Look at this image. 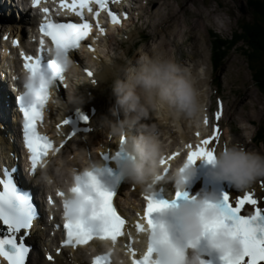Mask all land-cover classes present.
I'll return each instance as SVG.
<instances>
[{
  "label": "snow or ice",
  "instance_id": "snow-or-ice-1",
  "mask_svg": "<svg viewBox=\"0 0 264 264\" xmlns=\"http://www.w3.org/2000/svg\"><path fill=\"white\" fill-rule=\"evenodd\" d=\"M39 3L40 0H32L34 7ZM92 4L96 5L95 10L91 7ZM60 6L79 17V22H56L47 15V8H41L45 17L39 26L41 39L36 55H25L21 52L27 79L23 84L24 91L15 97V101L22 116L20 130L23 146L29 154V175H35L38 168L42 170L46 162L50 163L47 159L49 151L55 155L73 135L69 131L57 146L37 130L38 122L43 119L50 87L54 84L62 86L64 81V68L48 55L44 38L51 42L53 50L69 57L73 51L79 49L81 42L92 31V25L84 18V10L90 12L93 19H96L99 11H107L112 23H121L118 16L108 10V0H71L70 3L60 0ZM96 28L103 34L104 30L99 23ZM12 43L16 45L17 41L13 40ZM85 46L92 50L90 45ZM84 71L92 83H95L93 72L88 69ZM221 117V110H217L214 113L217 123L213 124L211 135L200 139L195 146L184 145L187 149L184 159L186 163L192 164L199 159L213 162L216 152L213 145L220 138L218 122ZM81 119L86 121L87 118L82 116ZM204 123H208L207 117ZM67 124L68 121L62 119L56 127L59 129L61 125ZM196 135L199 136V133ZM120 154V149L114 153L115 156ZM107 155V152L101 154L105 158ZM178 155L179 153L172 152L167 158L161 159L164 174L169 168L166 165ZM16 173L15 167H0V229H3L0 231V258L7 264H28L31 249L26 238L39 213L35 197L24 190ZM98 173L97 170L84 171L75 176L74 184L67 193L57 190L56 195L61 197L64 238L61 247L55 250L56 254L59 255L63 247L76 249L97 243L102 246L105 242L116 246L121 239H126L124 250L130 264H169L161 255L158 227L150 219L151 213L169 207L168 202L154 199L149 192L143 194V213L137 214L139 219L134 224V229L136 233L143 235L144 246L142 250H137L133 246L132 234L126 231V220L114 204L117 190L105 187L98 178ZM261 187L264 188V184ZM176 195L180 196L181 193L177 192ZM261 201H264V197L256 198L253 193L245 191L242 195L235 196L225 193L221 203L212 205L218 209V215L206 222L205 231L214 235L217 230L224 229L239 244L237 253L221 254L223 264H264V204ZM48 203H53L51 197L48 198ZM46 259L54 264L53 255L46 254ZM89 264H114L112 253L101 251L91 257Z\"/></svg>",
  "mask_w": 264,
  "mask_h": 264
},
{
  "label": "clouds",
  "instance_id": "clouds-1",
  "mask_svg": "<svg viewBox=\"0 0 264 264\" xmlns=\"http://www.w3.org/2000/svg\"><path fill=\"white\" fill-rule=\"evenodd\" d=\"M48 55L55 58L64 68V73L72 75L75 67L69 57L62 52L47 46ZM108 71L104 78L110 81L111 93L115 98L114 104L108 109L111 117H104L103 127L114 136L122 153L119 167L123 178L142 186L151 193L152 185L164 176V168L160 161L165 157L164 145L156 123H145L150 118L161 119L171 117L174 121L185 120L191 125L198 126L204 110L200 80L203 69L193 70L176 62L167 54L142 55L134 64L113 63L106 61ZM25 79H27V74ZM83 97L69 94L67 103L80 105ZM242 130L244 122H238ZM123 137V143H121ZM89 153L81 150L78 158L86 165L77 171L70 163L71 157L55 161V172L65 179L70 186L74 184L77 174L84 171H99L101 163L98 160L86 159ZM42 169V179L47 180L46 166ZM212 165V176L217 181L228 182L235 189H247L257 178L264 177V155L246 150L239 144L226 142L225 146L215 152ZM194 171L192 164L183 161L180 165L168 168L164 178L174 182L176 189L183 191L185 181ZM207 199L197 198L182 203L174 208L159 210L161 217L169 212L174 213L183 226V237L195 247L199 238L205 232L207 221L218 215V209ZM170 225L162 219L158 226L161 240V255L169 264H201L199 256L194 252L189 255L178 242L169 238ZM209 246L219 253L239 251L238 242L231 238L226 230L219 229L209 238ZM103 251L111 252L114 264H126L119 258L120 249L105 242Z\"/></svg>",
  "mask_w": 264,
  "mask_h": 264
},
{
  "label": "rangeland",
  "instance_id": "rangeland-1",
  "mask_svg": "<svg viewBox=\"0 0 264 264\" xmlns=\"http://www.w3.org/2000/svg\"><path fill=\"white\" fill-rule=\"evenodd\" d=\"M135 4L130 20L123 25L125 30L133 28L138 32L134 41L126 40L124 33L120 31L107 29L105 36L99 40L98 51L94 54L105 61L118 58L119 63L134 64L142 55L163 53L177 59L180 65L186 67L183 63L187 62L188 57L199 61L204 59L205 53H208V57L204 60L205 64L199 67L203 68V73L206 72V75L203 74L204 82L200 86L204 98L203 105L207 108L208 129L210 130L211 126L217 123L214 113L221 110L222 117L218 125L222 141L226 143L230 139L235 141L239 139L246 143L245 146L249 150L264 155V96L255 86L247 59L239 49L242 42L235 44L218 67L213 65L211 54L212 32L222 38L231 39L233 32L237 30L238 21H248L252 18L247 0H148L146 3L145 0H138ZM140 14L144 16L145 21L141 18L137 19V15L140 17ZM141 36L145 38L140 39ZM158 41L160 42L157 44ZM90 58L92 59L91 56H85L83 63L94 65L90 62ZM78 70L83 72L82 68ZM74 85L75 83L71 82L68 90H65L66 102L68 95L75 93ZM99 91L104 104L103 108L101 107L103 109L101 118L88 136L72 139L57 160L71 157V165L80 166L83 164V160L78 158L81 150L93 153L99 142L102 143L112 136L102 124L104 117L117 118L111 117L108 112L115 102L110 81L105 79ZM164 117L161 118L163 120L150 123L162 122L164 125L166 122ZM238 122H244L246 127L252 128L249 138H242L243 133L247 135L248 131L244 132V129L237 127ZM184 124L183 120V131L190 137L193 136L189 131L191 128L187 129ZM186 125L190 123L186 122ZM167 137L168 135L165 134L162 140H166ZM176 137L177 134L172 136L174 140H177ZM169 141L168 139L167 142ZM58 182L63 183L65 179L59 175L55 178V183ZM124 190L138 194L131 183H126Z\"/></svg>",
  "mask_w": 264,
  "mask_h": 264
},
{
  "label": "bare ground",
  "instance_id": "bare-ground-1",
  "mask_svg": "<svg viewBox=\"0 0 264 264\" xmlns=\"http://www.w3.org/2000/svg\"><path fill=\"white\" fill-rule=\"evenodd\" d=\"M135 1H138V0H135ZM147 1L148 0H145V3ZM132 3H133V0L131 1V4ZM6 4L7 3H5L3 1V2H1L0 6H2L4 8ZM125 10L126 9L124 8L123 11H125ZM146 14L148 15V13H146ZM143 17L144 16L142 14H140L139 18L144 20ZM10 18H11V16H10ZM146 19H148V18H146ZM8 20H10V19H8ZM11 20H12V23L16 24L17 21L15 19H11ZM29 20L32 21V18L29 17ZM125 22H124V24H125ZM7 25L8 26H6V28H10L12 26L10 23L7 24ZM109 29H111V28L109 27ZM17 30L19 31V28ZM113 30H115V29L113 28ZM137 34H138V32H136V30L133 29V28H129L128 30L124 31V37H125L126 40L134 41V39L136 38ZM159 42L160 41H158L157 44ZM157 48H159V45H157ZM79 51H81V50H79ZM152 51H153V49H152ZM150 54H151V51H150ZM88 56L92 57V59L90 58L91 59L90 62L94 63V66L92 67L94 69L92 70V72L94 74L93 78L95 80V83H92L91 79L85 74V72L82 73V74H80L79 72H76V76H75V79H74V81H75L74 82L75 83L74 86L76 88L74 94L82 96L84 102L82 104H80V105L68 104L67 102H65V99H64V97H62L63 96L62 95L60 100L58 99V101H57V103H58L57 118H55V117L53 118L52 117L53 118V123L52 124H44V128L46 130L48 129L49 131H51L52 135H54L56 137L57 134H59L61 136L59 138L60 140L64 137V135H66V133L69 132L68 124L67 125H61V127L59 129H57L56 125L59 124L62 119H66V120L67 119H73L78 114H80V115L82 114L81 117L83 116V117L87 118L86 121L84 120L86 125L91 126L92 130H93V127L96 125V123L98 122L99 118H101L102 110H103L102 108H103L104 104H103L102 94L99 91V87L101 86V84L105 80L104 76H105V73L108 71V64L106 63L105 60L101 59L99 57V55H97V54L96 55L95 54L88 55ZM205 57H208V53H205ZM205 57H204V59L202 58L199 61H197L196 58L188 57L187 62H184L183 64L186 65V67H189V68H191L193 70H196V69H198L199 67H202V65L205 64V62H204ZM111 61L113 63H119L118 58H114L113 60L111 59ZM176 62L180 63V62H178L177 59H176ZM85 67H87V66H84V68ZM77 69H79V66H77ZM86 69H89V68L87 67ZM203 74L206 75V72H204ZM64 81H65V79H64ZM203 82H204V78H202L200 80V84H202ZM3 97H4V95H3ZM4 101H5L6 104L8 103L6 101V98L4 99ZM202 101H204L203 95H202ZM12 105L15 106V102ZM208 110H210L209 107H208ZM7 116H9V114L7 112L5 113L4 107H2V103H1V106H0V120H2L3 118H6ZM205 117H207V108H204L203 114H202V117H201V122H200V124L198 126L191 125V124L190 125H186L187 121L184 120V123H185L184 127H186L187 129L191 128L189 130L190 133H192V135H193L191 137L188 135V133L183 131V126H182L183 120L174 121L169 116L164 117L166 122L164 123V125L162 124V122H160L158 124V127H159L160 134H161V140H162V138H164L165 134L168 135L166 140L165 139L162 140V143L164 145V150H165V158H167L172 152H177V153L180 154L181 150L186 149L184 147L185 144H191V143H194L195 140H200V139L204 138V136H205L204 134L209 131V129H208L209 119H207L208 123L205 124L204 123ZM155 120L157 121V119H153L152 118L151 120L149 119V120L144 121V122L145 123H148V122L150 123V122H154ZM161 120H163V119H161ZM6 129L11 131L9 135L11 137H14V139L16 140L15 136L17 135V131H19V130L17 128H15V125L13 124V121H12V123L7 124ZM246 130L248 131V134L246 135L245 133H243L242 138L243 137L244 138H249L250 131L252 130V128L250 126L249 127L247 126V127L244 128V132H246ZM4 132L5 131L0 127V149L2 148V153L1 154H4L3 155L4 158L7 159L8 158V155H7L8 152L7 151L9 150V148H11V144L7 143L8 142V137L4 136ZM197 133H199V136L196 135ZM220 133H221V131H220ZM175 134H177L176 138H177V140L179 139V141L174 140V138H172V136H174ZM74 136L75 137H79V134H75ZM86 136H88V134ZM168 139L170 140L169 142H167ZM229 143L239 144L244 149L249 150L245 146L246 143L241 142V140H239V139L238 140L236 139V141L234 139H232V140L230 139ZM111 145L118 146V142H117V140H116V138L114 136H111L109 139H107L106 141H104L102 143L99 142L98 145L93 150V154L95 155V159H96V156H98V154L102 150L104 151L105 149H107ZM14 146H15V144H14ZM176 146H177V149L179 148L178 150L175 148ZM224 146H225V142L222 141L221 134H220L219 140L217 141V143L215 145H213V147H215L216 151H217V150H219L220 148H222ZM92 149H93V147H92ZM10 150H12V149H10ZM85 158L87 159V157H85ZM176 158L177 157H175L173 160L169 161L167 166H170V164L172 162H174L176 160ZM1 163H3V161H1ZM1 166H2V164H0V167ZM85 166L86 165L83 162L82 165L75 166V167H76L77 171H80V169H82ZM3 167H5V166H3ZM49 171H51V168L48 166L46 168V172L49 173ZM262 184H264V177L257 178V180L254 181L251 184V186H249L247 189H243V190L235 189L232 184L229 185L227 189H228L230 195H233V196L242 195L245 191H248V192L253 193V195L256 198H260V197H264V188L261 187ZM132 185L136 188V191L138 193L143 191V187L142 186L137 185L135 183H132ZM261 204H264V201H261ZM127 227H130L128 232H130L132 234L133 246L138 250V246H139L140 243H136V241L137 240L142 241L144 239V237H143L142 234H138V233L135 232V229H134V227H132V224H128ZM36 236H37V234H33V235L29 234V236H28L29 241H30V239H31V241H35L36 240V238H35ZM121 241L123 243V247L120 249L121 251H120L119 254H121V257L126 262V264H130L128 256H127V254H126V252L124 250V245L127 243V240L126 239H121ZM40 248H39V245H37V244L32 245V249H33L32 256H34L35 259H34V262H32L30 264H53V262H48L47 259L45 258V255L47 253L53 255L54 264H82L84 262L83 259H82V256H81V254L83 253V249L82 248H76V249H72V248L63 249V248H61V252H60L59 255H57L56 251H55L57 248L54 247V251H52L53 248L50 247L48 243H42V250H43L42 254H41V249ZM67 255H69V256H67ZM122 258H120V259H122ZM113 261H114V259H113Z\"/></svg>",
  "mask_w": 264,
  "mask_h": 264
},
{
  "label": "trees",
  "instance_id": "trees-1",
  "mask_svg": "<svg viewBox=\"0 0 264 264\" xmlns=\"http://www.w3.org/2000/svg\"><path fill=\"white\" fill-rule=\"evenodd\" d=\"M247 4L252 18L238 21L233 38H222L211 33L212 63L215 67L221 65L227 53L241 41L239 49L247 59L255 86L264 96V0H247Z\"/></svg>",
  "mask_w": 264,
  "mask_h": 264
},
{
  "label": "water",
  "instance_id": "water-1",
  "mask_svg": "<svg viewBox=\"0 0 264 264\" xmlns=\"http://www.w3.org/2000/svg\"><path fill=\"white\" fill-rule=\"evenodd\" d=\"M241 9H242L241 11L244 12V9L243 8H241Z\"/></svg>",
  "mask_w": 264,
  "mask_h": 264
}]
</instances>
